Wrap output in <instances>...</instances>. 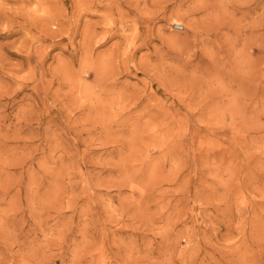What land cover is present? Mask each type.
Here are the masks:
<instances>
[{
    "label": "rangeland",
    "instance_id": "obj_1",
    "mask_svg": "<svg viewBox=\"0 0 264 264\" xmlns=\"http://www.w3.org/2000/svg\"><path fill=\"white\" fill-rule=\"evenodd\" d=\"M218 1L0 0V264H264V0Z\"/></svg>",
    "mask_w": 264,
    "mask_h": 264
},
{
    "label": "bare ground",
    "instance_id": "obj_2",
    "mask_svg": "<svg viewBox=\"0 0 264 264\" xmlns=\"http://www.w3.org/2000/svg\"><path fill=\"white\" fill-rule=\"evenodd\" d=\"M210 2H208V3H210ZM231 4H232L231 7L235 8L233 6L234 4L233 3H231ZM223 6L224 7H227L228 6V5H226L225 0H222V2L221 1H218V3L212 2V4H210V5L209 4L204 5L203 8L205 10V15H213L214 18L211 21L208 22V24L206 25V27H204L205 25H203V26L201 25L198 28L196 27V32L194 34L195 37H197V33H199L197 31H200V30H203V32H204L203 35L204 36H205L206 33L209 34L210 31H213V32H216V33H220V31H221V25L223 23V18H222L223 15H220L219 12L223 9ZM198 8H201V7H198ZM176 26L181 27L179 23H177ZM200 32H202V31H200ZM204 57H207V53H205ZM210 67L211 68H208V70L206 71V73L203 74L204 75L203 78H193V77H190L189 79L186 78L187 79V82H191V84L188 86L189 87L188 90L190 91L191 98H194L195 97L196 92H199V96L198 97H200L202 99L203 98H207V97H214L215 96V93H220L218 91H216V92H213V91H211V92L210 91L209 92H205V91H203V88L204 87H207L208 88V85L210 83L212 84L213 82H215L217 80H220V78H223V75H224V72H222L220 70V68H217V64H216L215 61H212L211 62ZM182 77H184V76H182ZM187 82L186 83H182V84L184 86H186L187 85ZM234 82H236V80H234ZM182 84H178L177 85L178 89L181 90V91L183 90L182 89V87H183ZM221 93H220V95H221Z\"/></svg>",
    "mask_w": 264,
    "mask_h": 264
}]
</instances>
